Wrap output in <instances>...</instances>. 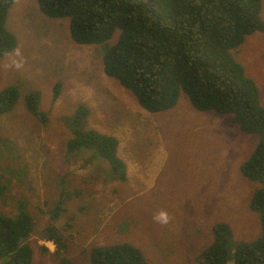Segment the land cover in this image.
Wrapping results in <instances>:
<instances>
[{
	"label": "rangeland",
	"instance_id": "obj_1",
	"mask_svg": "<svg viewBox=\"0 0 264 264\" xmlns=\"http://www.w3.org/2000/svg\"><path fill=\"white\" fill-rule=\"evenodd\" d=\"M7 28L25 64L5 66L15 50L0 58V91L15 86L20 93L13 110L0 114V181L7 187L0 209L11 214L20 198L27 202L35 219L33 264H91L93 247L123 242L140 249L149 264H197L217 222L231 225L233 243L262 234L250 207L259 184L240 170L256 135L244 133L230 114L196 109L184 93L173 108L146 110L106 74L103 45L76 43L69 17L46 15L38 0H17ZM232 55L256 82L264 105V31L248 35ZM33 91L41 93L45 122L26 106ZM80 105L89 109L86 128L119 139L126 180L115 178L94 150H67L68 122ZM61 197L66 209L53 218ZM161 209L172 217L166 226L153 220ZM53 225L66 243L59 256L56 242L47 241Z\"/></svg>",
	"mask_w": 264,
	"mask_h": 264
},
{
	"label": "trees",
	"instance_id": "obj_2",
	"mask_svg": "<svg viewBox=\"0 0 264 264\" xmlns=\"http://www.w3.org/2000/svg\"><path fill=\"white\" fill-rule=\"evenodd\" d=\"M16 1L0 0V58L17 46L16 35L7 28L9 9ZM38 4L50 17H69L76 43L102 44L106 74L130 90L146 110L173 108L184 93L196 109L230 114L244 133L258 137L240 170L246 179L259 184L250 207L259 215L262 234L251 241L233 243L231 225L217 222L212 242L196 262L264 264V105L256 82L232 55L248 35L264 31L262 0H38ZM61 87L62 83L55 84L54 99L59 97ZM19 94L15 86L0 91V114L13 110ZM40 99L39 91L30 92L26 106L45 122V113L39 110ZM88 114L89 109L80 105L68 122L71 134L67 150H94L109 162L115 178L126 180V164L118 155L119 139L86 128L83 120ZM6 188L0 181V200ZM66 200L61 197L57 201L53 218L66 209ZM15 206L11 214L0 209V261L33 264L29 239L35 219L25 200L20 198ZM50 230L54 234L47 241L56 242L59 256L66 243L54 225ZM90 262L149 264L141 250L127 242L93 247Z\"/></svg>",
	"mask_w": 264,
	"mask_h": 264
},
{
	"label": "clouds",
	"instance_id": "obj_3",
	"mask_svg": "<svg viewBox=\"0 0 264 264\" xmlns=\"http://www.w3.org/2000/svg\"><path fill=\"white\" fill-rule=\"evenodd\" d=\"M13 57L14 58H12L10 62L5 66L8 68H15L17 70L22 69L25 64V59L23 58V54L20 48L15 49ZM153 220L154 222L162 226H166L171 222L172 217L166 209H161L154 213Z\"/></svg>",
	"mask_w": 264,
	"mask_h": 264
}]
</instances>
